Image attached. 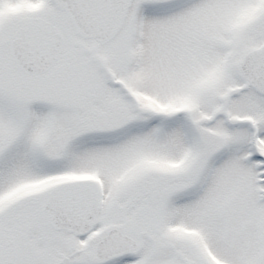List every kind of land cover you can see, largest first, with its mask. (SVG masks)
Returning a JSON list of instances; mask_svg holds the SVG:
<instances>
[{"label": "snow or ice", "instance_id": "1", "mask_svg": "<svg viewBox=\"0 0 264 264\" xmlns=\"http://www.w3.org/2000/svg\"><path fill=\"white\" fill-rule=\"evenodd\" d=\"M0 264H264V0H0Z\"/></svg>", "mask_w": 264, "mask_h": 264}]
</instances>
